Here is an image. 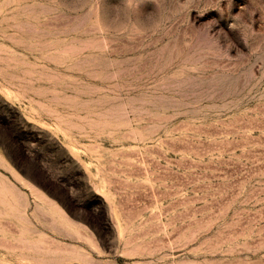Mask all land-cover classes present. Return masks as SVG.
<instances>
[{
    "label": "rangeland",
    "instance_id": "obj_1",
    "mask_svg": "<svg viewBox=\"0 0 264 264\" xmlns=\"http://www.w3.org/2000/svg\"><path fill=\"white\" fill-rule=\"evenodd\" d=\"M0 264H264V0H0Z\"/></svg>",
    "mask_w": 264,
    "mask_h": 264
}]
</instances>
